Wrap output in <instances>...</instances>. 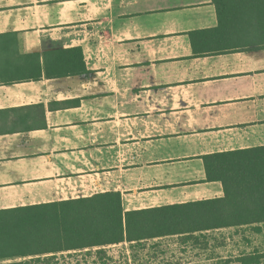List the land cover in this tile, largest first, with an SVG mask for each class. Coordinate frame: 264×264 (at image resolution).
Segmentation results:
<instances>
[{
    "label": "crops",
    "instance_id": "obj_1",
    "mask_svg": "<svg viewBox=\"0 0 264 264\" xmlns=\"http://www.w3.org/2000/svg\"><path fill=\"white\" fill-rule=\"evenodd\" d=\"M247 149L264 157V0H0V210L222 198L204 156Z\"/></svg>",
    "mask_w": 264,
    "mask_h": 264
},
{
    "label": "trees",
    "instance_id": "obj_2",
    "mask_svg": "<svg viewBox=\"0 0 264 264\" xmlns=\"http://www.w3.org/2000/svg\"><path fill=\"white\" fill-rule=\"evenodd\" d=\"M206 32L210 31L194 36ZM194 49L198 52L195 45ZM64 52L68 70L85 69L81 49ZM255 151L204 156L208 179L224 185L222 198L126 210L119 192H105L0 210V264H51V259L69 250L99 247L104 253L103 247L125 241L190 237L264 222V202L257 203L254 197L264 192V157L251 153Z\"/></svg>",
    "mask_w": 264,
    "mask_h": 264
},
{
    "label": "rangeland",
    "instance_id": "obj_3",
    "mask_svg": "<svg viewBox=\"0 0 264 264\" xmlns=\"http://www.w3.org/2000/svg\"><path fill=\"white\" fill-rule=\"evenodd\" d=\"M61 252L51 264H264V234L207 232Z\"/></svg>",
    "mask_w": 264,
    "mask_h": 264
}]
</instances>
